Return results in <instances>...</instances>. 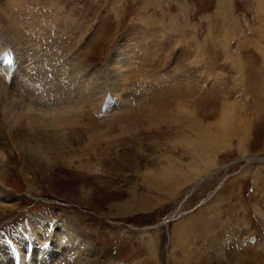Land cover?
<instances>
[{
  "label": "rangeland",
  "instance_id": "1",
  "mask_svg": "<svg viewBox=\"0 0 264 264\" xmlns=\"http://www.w3.org/2000/svg\"><path fill=\"white\" fill-rule=\"evenodd\" d=\"M19 46L41 108L70 116L46 118L31 156L2 112L25 103ZM83 80L93 97L77 105L54 89ZM0 99L15 264L32 257V219L79 230L82 264H264V0H0Z\"/></svg>",
  "mask_w": 264,
  "mask_h": 264
},
{
  "label": "bare ground",
  "instance_id": "2",
  "mask_svg": "<svg viewBox=\"0 0 264 264\" xmlns=\"http://www.w3.org/2000/svg\"><path fill=\"white\" fill-rule=\"evenodd\" d=\"M9 21V20H8ZM7 21V28L9 30V32L12 33V37L15 41H20L21 39V34L20 31L14 30V27H10V24L12 21H10V23ZM16 23V22H15ZM13 24V23H12ZM18 25V24H17ZM14 26V24L12 25ZM17 27V26H16ZM15 27V28H16ZM20 36V38H19ZM24 35H22L23 37ZM21 42V41H20ZM19 44V43H18ZM16 43H15V50H17L16 47ZM21 45V44H20ZM24 44H22L23 46ZM18 46V45H17ZM21 53L18 54L17 52V58H18V63L19 65H17L18 72H17V78L19 80V82L21 84H26L27 82L25 81L27 78L30 79V77L33 76V73H29L26 72L27 71L26 67H25V71L22 70L24 67L22 65V60L23 58H25V53L27 54L28 52H25L24 50L26 49L25 47L21 48V46H19ZM27 51V50H26ZM29 51V50H28ZM37 52V51H35ZM30 53V52H29ZM32 56V55H31ZM27 57V56H26ZM35 57V55H34ZM121 55H117L115 59V63L117 64V69L119 70V66L123 64V58H121ZM43 59V58H42ZM36 62H30L31 67L37 69L36 74H38L39 70V66L37 67V60H35ZM22 66V67H21ZM2 68V67H1ZM16 70V71H17ZM21 71V72H20ZM31 72V71H30ZM58 72V71H57ZM120 72V71H119ZM8 73V72H7ZM16 73V72H15ZM118 73V71H117ZM26 76V77H25ZM57 77V76H56ZM32 79V78H31ZM57 79V78H56ZM88 79V78H87ZM90 79V78H89ZM93 79V78H92ZM112 79V78H111ZM73 80V79H72ZM14 81V80H13ZM34 81V80H33ZM58 81V80H57ZM17 82V81H16ZM30 82V81H29ZM28 82V83H29ZM50 82V81H49ZM53 82V80H52ZM56 82V81H55ZM89 82V81H88ZM87 81H82L80 83L77 82V86L75 88H72V90L69 91V89L66 91L63 90L62 88H57L56 84H54V89L60 90L61 93L63 95H61L63 97V101L66 103H74L75 105H77L79 102L85 101V99L87 98V96L93 91V89L90 88V86L88 87L89 83ZM113 82V81H112ZM27 83V84H28ZM59 83H61L60 79H59ZM65 83V81H64ZM20 84V85H21ZM43 84V83H42ZM31 84L28 85H24L23 86V90L27 93L26 98H24L25 103H22L21 101L17 103V101H19L20 98L17 94L16 96L18 97L16 103L14 102V104H12L11 102L15 101V99H11L8 101V103L5 105H3L2 108V112L3 115L5 117V120L8 122L9 126L12 128V130L14 132H16L17 134L21 135V143L23 144V148L25 149L26 154L31 156V153L28 151V149L30 150H34L33 152H37L38 154H42V151H40L39 149V145L38 142L43 141L49 137V134L54 132V131H48L45 130L44 128L47 126L44 121H47L46 118H48V121L50 122L51 127H55V126H63L66 125L67 122L68 124H70V119L68 116V114H66V112H61L59 114H55V110H53L52 112H49L47 115V112H45L42 108H41V104H39V102L36 100L38 94L36 95V92L31 91V87L29 86ZM34 85V84H33ZM15 86V85H14ZM27 86V87H25ZM48 86V85H47ZM44 87H46V85L42 86V90L44 89ZM53 87V85H52ZM66 87V86H65ZM71 87V86H70ZM113 87L114 86L113 84ZM112 88V87H111ZM48 89V88H47ZM71 89V88H70ZM7 90V89H6ZM18 90V88H17ZM51 90V89H49ZM8 91H13L11 88L8 89ZM16 91V89H15ZM46 91V90H45ZM98 91V90H97ZM95 91V92H97ZM7 92V91H6ZM14 92V91H13ZM38 92V91H37ZM57 92V91H55ZM54 92V94H55ZM59 93V92H58ZM21 95V94H20ZM40 95V94H39ZM49 94H47L48 96ZM11 96H14V94L12 93ZM10 96V98H11ZM56 96V95H55ZM59 96V99H61ZM46 97V96H45ZM50 98V96H48ZM47 97V98H48ZM57 97V96H56ZM42 98V97H41ZM53 98V96H52ZM95 98V97H94ZM93 99V98H92ZM1 100V99H0ZM40 100V99H38ZM51 100V99H50ZM94 100V99H93ZM49 101V100H48ZM44 102V101H43ZM56 102V101H55ZM63 102V103H64ZM48 103V102H47ZM58 103V101H57ZM60 103V102H59ZM132 103V102H131ZM2 104V103H1ZM39 105L37 107V105ZM49 104V103H48ZM55 105L54 102H51V105ZM52 105V106H53ZM93 105V104H92ZM49 106V107H52ZM58 106V105H57ZM94 106V105H93ZM55 107V106H54ZM66 107H69L68 105ZM56 109V108H55ZM78 121V120H77ZM79 122V121H78ZM26 124L27 126L24 127L23 125ZM74 124V123H73ZM72 126V125H71ZM70 126V127H71ZM58 127V128H59ZM66 128V126H65ZM64 129V128H63ZM54 130V129H52ZM49 132V134H48ZM59 132V131H57ZM58 134V133H57ZM18 136V135H17ZM19 137V138H20ZM18 138V139H19ZM47 140V139H46ZM52 141V139H51ZM95 141V140H94ZM50 142V141H49ZM52 143V142H51ZM28 148V149H27ZM22 150V149H21ZM24 151V150H23ZM22 151V152H23ZM32 152V153H33ZM25 155V154H24ZM33 156V155H32ZM39 156V155H38ZM34 157V156H33ZM41 157V156H40ZM32 159V158H31ZM35 159V158H34ZM37 160V159H36ZM44 162V161H43ZM46 163V162H45ZM10 197V196H9ZM11 198V197H10ZM0 200L1 201H9L10 199L8 198V195L4 192L3 189L0 188ZM11 201V200H10ZM30 220V219H29ZM48 222L46 221H39V220H33L30 223V230H31V234H34L36 236V241L34 240V242H36L33 253H32V257L29 258V260H23L24 264H44L43 261L39 262V256H42L44 253H46V256L48 257V262L47 264H82L81 261L79 260V256H81L82 254H84L85 252H83L84 249L88 250V247H85L83 249H81V243L80 242H85V238L83 237L84 235H82L79 230H77L74 226H67L65 228H58L57 230L55 229H51L50 232H48ZM59 227V226H58ZM46 235H43L45 234ZM31 239H34V236H30ZM11 240H1L0 241V264H15V259H13V253L12 251H17L20 249V245L25 242V238L22 239L21 237L18 238L17 236H11L10 238ZM30 239V240H31ZM48 241L49 245H51V247L53 248L52 250V254H49V252H44L43 249H41L42 247V243L45 244V246H48V244H46ZM32 242V241H31ZM177 242V241H176ZM29 244V243H28ZM31 245V244H30ZM73 245V246H72ZM44 246V247H45ZM85 246V245H84ZM25 247V246H24ZM43 247V248H44ZM69 248H74L75 252H71L69 255L67 256L66 252L67 249ZM50 249V248H48ZM23 250V249H22ZM45 250V249H44ZM73 250V249H72ZM85 250V251H86ZM32 251V250H31ZM10 252L13 254L11 255ZM69 252V251H68ZM67 252V253H68ZM78 254L77 256L71 258V254ZM18 257V256H16ZM22 257V256H21ZM38 257V258H37ZM46 258V257H45ZM17 259V258H16ZM37 262H35L36 260ZM45 261V260H44ZM22 263V264H23Z\"/></svg>",
  "mask_w": 264,
  "mask_h": 264
}]
</instances>
